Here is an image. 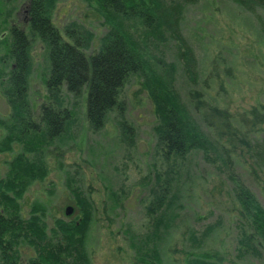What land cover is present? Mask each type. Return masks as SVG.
<instances>
[{"label":"rangeland","instance_id":"rangeland-1","mask_svg":"<svg viewBox=\"0 0 264 264\" xmlns=\"http://www.w3.org/2000/svg\"><path fill=\"white\" fill-rule=\"evenodd\" d=\"M24 3L26 0H0V40L8 36L9 25L25 27ZM178 15L180 32L196 60L193 74L184 66L176 41L147 31L141 38L139 29L133 35L141 39L138 45L146 54V69L165 74L162 78L171 76L173 89L187 107L192 89L232 113L264 105V31L255 16L228 0H195L180 6ZM260 16L264 24V13ZM51 17L60 31L69 23L83 27L92 36V52L109 30L98 6L87 0H55ZM2 19L8 23L4 28ZM1 42L3 72L2 62L7 61ZM30 60L28 99L36 107L47 99L46 51L39 41L32 44ZM62 96L75 120L44 154L47 176L32 183L19 201L24 218L31 205L39 204L45 209L48 232L55 230L56 221L76 222L78 209L68 191L70 183L88 196L93 207L86 243L90 264H136L133 247L140 246L151 230L146 210L166 180L173 225L163 240H157L163 264H264V249L238 255L242 228L228 175L239 176L263 209L264 195L241 166L229 171L206 162L200 152L167 161L156 148L157 118L142 77L127 79L120 109L107 115L98 132H92L84 121V96L73 97L65 90ZM9 115L0 92V119ZM3 136L0 128V141ZM19 151L15 145L10 152H0L1 176ZM68 208L72 210L67 216ZM192 233L197 240L190 237ZM19 254L20 263L25 264L34 257V250L23 244Z\"/></svg>","mask_w":264,"mask_h":264},{"label":"trees","instance_id":"trees-1","mask_svg":"<svg viewBox=\"0 0 264 264\" xmlns=\"http://www.w3.org/2000/svg\"><path fill=\"white\" fill-rule=\"evenodd\" d=\"M87 1L98 6L109 25L96 51H90L92 36L80 25L69 23L62 31L54 25L51 12L55 0H26L25 27L9 25L8 36L0 40L7 61L2 62L5 69L0 72V92L10 109L8 119H0L4 130L0 152H10L15 145L20 148L8 163L6 174L0 175V264H21L19 247L23 244L34 250V257L25 264H90L86 243L93 207L85 193L67 183L78 209L77 221H56L55 230L49 232L41 205H31L24 218L19 203L32 183L47 176L44 154L74 123L72 109L64 104V90L73 97L84 96V121L92 132H98L107 115L120 109L121 90L127 79L131 75L142 77L157 118L156 148L167 161L200 152L206 162L220 164L229 171L241 166L264 195V105L232 113L192 89L187 107L173 89L171 76L162 78L160 75L165 74L146 69V54L138 45L141 39L134 38L133 33L140 29L141 38L147 31L155 37L173 39L181 49L184 66L193 74L196 60L180 32L178 13L180 6L195 0ZM228 1L254 15L264 31L260 16L264 0ZM1 22L3 28L8 24L6 19ZM35 41L42 43L46 51L47 99L33 107L28 99V79L30 50ZM228 178L242 228L238 255L258 254L264 249V209L239 176L230 172ZM166 182L146 210L151 230L140 246L133 247L136 264H163L157 240H163L173 225L165 196ZM196 236L190 235L193 240Z\"/></svg>","mask_w":264,"mask_h":264},{"label":"water","instance_id":"water-1","mask_svg":"<svg viewBox=\"0 0 264 264\" xmlns=\"http://www.w3.org/2000/svg\"><path fill=\"white\" fill-rule=\"evenodd\" d=\"M71 208H68L67 210H66V212H65V214L68 216V215H70V213H71Z\"/></svg>","mask_w":264,"mask_h":264},{"label":"flooded vegetation","instance_id":"flooded-vegetation-1","mask_svg":"<svg viewBox=\"0 0 264 264\" xmlns=\"http://www.w3.org/2000/svg\"><path fill=\"white\" fill-rule=\"evenodd\" d=\"M25 12V14H26V11H24Z\"/></svg>","mask_w":264,"mask_h":264}]
</instances>
